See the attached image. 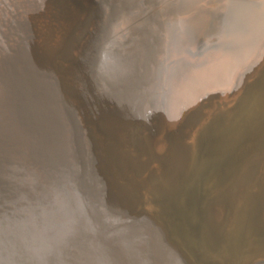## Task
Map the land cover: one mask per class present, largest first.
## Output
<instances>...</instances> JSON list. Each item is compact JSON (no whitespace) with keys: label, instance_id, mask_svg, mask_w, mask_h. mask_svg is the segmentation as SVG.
I'll list each match as a JSON object with an SVG mask.
<instances>
[{"label":"bare ground","instance_id":"bare-ground-1","mask_svg":"<svg viewBox=\"0 0 264 264\" xmlns=\"http://www.w3.org/2000/svg\"><path fill=\"white\" fill-rule=\"evenodd\" d=\"M261 248L264 0H0V264H264Z\"/></svg>","mask_w":264,"mask_h":264},{"label":"rangeland","instance_id":"rangeland-1","mask_svg":"<svg viewBox=\"0 0 264 264\" xmlns=\"http://www.w3.org/2000/svg\"><path fill=\"white\" fill-rule=\"evenodd\" d=\"M213 56V58H215V56H216V54H210V57H212ZM232 100H233V102L236 100V98H231ZM235 99V100H234ZM232 102V103H233ZM231 103V104H232ZM230 104V105H231ZM229 105V106H230ZM253 106H251V109H250V111L248 112V113H246V114H244V113H241L240 112V110H241V108L239 109V112L241 113H239L240 115H243V116H239L238 118H237V120H236V123H235V125L234 126H232L231 127V131L232 132H229L227 135H224V137H222L221 138V140H219V143H218V151H219V155H221L223 158H225L227 161H230V160H232L236 155H237V152L239 151V150H237V149H239L238 147H240V145L239 144H241V142H242V139H243V134L245 135V132H246V130H247V128L246 127H248V123H249V116H251L252 115V113L253 112H255V108L253 107ZM252 110H254L253 112H252ZM241 117V118H240ZM240 120V121H239ZM209 123H210V121H208ZM240 122V123H239ZM245 122H247V124L245 123ZM240 124V125H239ZM243 124V125H242ZM244 124H245V127H244ZM247 125V126H246ZM208 124H205V126L203 127V129L201 130L202 131V133L203 132H206L207 131V129H208ZM238 127H240V128H238ZM240 129V130H239ZM245 129V130H244ZM204 130V131H203ZM245 131V132H244ZM201 133V132H200ZM238 133V134H237ZM240 133V134H239ZM234 134H236V136L234 135ZM242 134V135H241ZM227 136H228V138H227ZM235 136V137H234ZM223 140H224V142H223ZM239 143V144H238ZM219 145H221L220 147H219ZM237 146V147H236ZM221 149V150H220ZM226 150V151H225ZM221 152V153H220ZM251 152L252 151H247V152H244L243 154H242V156H241V160L242 159H244V158H246L247 157V155H248V157H250L249 155H251ZM225 154V155H224ZM210 155L208 154V155H204L202 158H208ZM216 156V155H215ZM225 156V157H224ZM243 156H245V157H243ZM218 157H217V160L214 162V165H216V162H218ZM194 162V161H193ZM207 169H206V171H204L201 175H199L198 176V174L196 173V175L194 176V178H191V180L190 181H192V187H195V184L196 183H199L206 175H207ZM191 251H193L194 253H195V250H193V249H191ZM242 251V250H241ZM241 251H237L236 252V254L234 255L235 257L237 256V255H240L241 256V258H246L245 257V255H243L242 253H240ZM258 254L260 255V256H264V248H261L260 249V251L258 252Z\"/></svg>","mask_w":264,"mask_h":264},{"label":"water","instance_id":"water-1","mask_svg":"<svg viewBox=\"0 0 264 264\" xmlns=\"http://www.w3.org/2000/svg\"><path fill=\"white\" fill-rule=\"evenodd\" d=\"M192 227V226H191ZM183 231V230H182ZM190 233V231H189V229H187V228H185V230L183 231V234H189ZM196 246H199L200 244H199V242L198 241H196ZM183 246H184V249L187 251V252H189L192 256H193V258L195 259V256H194V254H193V251H191V248L190 247H193V246H188L187 245V243L185 244V242H183ZM194 248V247H193ZM195 261L197 262V259H195Z\"/></svg>","mask_w":264,"mask_h":264}]
</instances>
